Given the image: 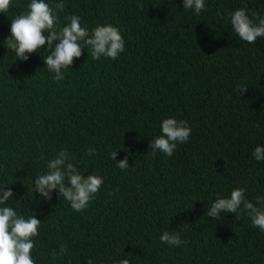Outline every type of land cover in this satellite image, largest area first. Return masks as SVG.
I'll return each mask as SVG.
<instances>
[{"label": "trees", "instance_id": "trees-1", "mask_svg": "<svg viewBox=\"0 0 264 264\" xmlns=\"http://www.w3.org/2000/svg\"><path fill=\"white\" fill-rule=\"evenodd\" d=\"M44 2L64 4L57 31L73 15L89 36L112 25L125 51L95 60L84 45L56 81L44 59L54 46L27 54L28 61L8 49L11 21L31 0H12L0 13V189L14 193L5 206L42 222L35 264H264V232L243 205L217 220L206 214L239 188L264 209L257 203L264 161L253 156L264 147V37L239 39L230 19L245 9L258 23L264 0H204L200 14L183 0ZM240 86L247 91L239 94ZM168 118L191 128L171 157L150 148ZM62 150L85 178L104 181L81 212L58 190L51 200L35 191V179ZM125 157L129 168L121 170ZM164 232L187 243H163Z\"/></svg>", "mask_w": 264, "mask_h": 264}, {"label": "clouds", "instance_id": "clouds-1", "mask_svg": "<svg viewBox=\"0 0 264 264\" xmlns=\"http://www.w3.org/2000/svg\"><path fill=\"white\" fill-rule=\"evenodd\" d=\"M12 0H0V13L6 12ZM184 9H194L200 14L205 9L204 0H183ZM29 11L11 21V36L7 39L8 49H11L18 60L28 61L27 54L36 53L44 48L54 50L45 57L47 68L54 72V80L64 79L61 69L73 65L74 59L81 58L84 45L90 46L93 59L99 60L102 56L117 59L125 51V41L120 30L112 25L98 26L93 29L91 36L86 27H82L78 16L68 17L70 23L59 31L55 25L58 22L57 10L62 11L64 4L56 3L51 7L44 0H31ZM255 15V14H254ZM231 26L239 39L255 43L258 37H264V19L254 23L245 9L236 10L231 14ZM45 32L48 34L45 35ZM55 42V43H54ZM247 88L240 86L239 94ZM162 135L150 144V148L160 151L168 157L173 156L177 145L188 141L191 128L187 121H178L174 118L165 119L161 125ZM94 149H89L88 155H95ZM117 152L111 153V158L116 160ZM253 156L257 161H264V147H256ZM70 154L62 150L48 162L49 172L35 179V191L43 198L51 200L54 190H58L64 199L70 202L73 210L81 212L88 207L92 199L103 185V178L98 175H89L85 178L77 167L70 162ZM121 170L129 168L128 158L117 162ZM68 179L69 185L64 181ZM246 189H234L230 198H218L207 211V216L219 219L221 213L237 214L243 205L252 219L254 227L264 232V209L254 206L245 199ZM14 193L7 187L0 189V264H35L31 257L34 249V239L39 235L41 221L36 215L25 218L19 215L12 207L5 206L12 200ZM257 203H264V197H257ZM161 242L170 246L186 244L178 234L164 232L160 237ZM66 251L61 247L60 252ZM57 253H53L55 257ZM88 264H92L89 260ZM119 264H130L128 259H123Z\"/></svg>", "mask_w": 264, "mask_h": 264}]
</instances>
